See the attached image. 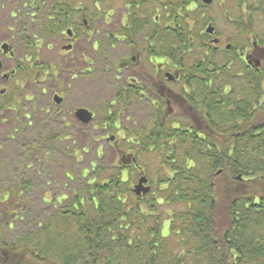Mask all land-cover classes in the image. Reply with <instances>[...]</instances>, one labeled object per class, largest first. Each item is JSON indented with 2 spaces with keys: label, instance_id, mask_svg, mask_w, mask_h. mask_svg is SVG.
Here are the masks:
<instances>
[{
  "label": "trees",
  "instance_id": "1",
  "mask_svg": "<svg viewBox=\"0 0 264 264\" xmlns=\"http://www.w3.org/2000/svg\"><path fill=\"white\" fill-rule=\"evenodd\" d=\"M163 37L165 56L175 61L179 51L184 65L182 47ZM187 68L184 95L198 125L182 118L176 128L158 112L125 148L132 166H101L67 200L44 199L35 221L23 209L32 185L21 176L0 196V264H264V84L243 72H211L201 59ZM30 69L20 71L24 82ZM20 106L0 98V117ZM142 177L151 190L137 196ZM15 215L26 226L9 239L7 230L19 229Z\"/></svg>",
  "mask_w": 264,
  "mask_h": 264
},
{
  "label": "flooded vegetation",
  "instance_id": "2",
  "mask_svg": "<svg viewBox=\"0 0 264 264\" xmlns=\"http://www.w3.org/2000/svg\"><path fill=\"white\" fill-rule=\"evenodd\" d=\"M14 4L20 10L13 9L11 13L22 10L26 15L22 22L30 20L31 26L26 23L18 28V40L27 44L31 52L25 58L26 65L19 60L6 73L3 59L13 60L15 51L10 40L0 39V81L23 82L19 77L25 67L31 68V79L27 83L39 84L40 79L45 81L50 75L57 76L52 65L38 67L39 49L47 45V50L51 51L52 44H56L63 63L67 64L65 72L69 83H58L50 96L45 89L41 91V95L49 96L50 105L40 110V123L48 120L51 124L57 123L58 116L68 136L84 137L83 151L89 149L85 143L89 136V141H93L92 132L106 136L94 141L100 145L98 150L106 143L118 144L117 148L137 145L139 140L128 139L121 123L124 116L132 112L151 115L143 123L132 122L136 131L158 112L176 128L182 118L198 125L201 119L192 117L195 111L184 95L191 90L186 86L190 70L187 67L196 59L203 63L208 61L211 72L218 73L221 68L243 72L261 78L264 84V0H16ZM64 8L72 10L65 12ZM12 18L15 19V15ZM101 21L105 31L99 30ZM163 32L182 47L184 65L179 51L175 61L165 56ZM4 46L9 47L7 53ZM84 65L89 69L82 68ZM92 66L114 73V96L100 110L68 100V96L73 95L72 90L82 97L70 82L91 77L96 73L92 72ZM9 93L6 89L0 90V98L9 95L19 99ZM66 105L67 109L62 111ZM7 111L18 112V109L11 107ZM99 113L104 119L101 124L96 123ZM82 115L89 117V121H83ZM77 142L75 139L73 145ZM129 157L134 162L133 156ZM125 160L128 159L122 157L123 163H127Z\"/></svg>",
  "mask_w": 264,
  "mask_h": 264
},
{
  "label": "rangeland",
  "instance_id": "3",
  "mask_svg": "<svg viewBox=\"0 0 264 264\" xmlns=\"http://www.w3.org/2000/svg\"><path fill=\"white\" fill-rule=\"evenodd\" d=\"M15 1L0 0V39L10 40L9 43L15 51L13 60L3 59L5 66L3 71L6 73L10 72L19 60H23V64L25 63L26 65L25 58L30 51L27 48V44L19 42L18 28L26 26V23L31 26V23L29 19L26 20V23L25 20L24 23L22 22L23 19H26V15L22 13V10L21 13H11L13 9L20 10L14 4ZM14 15L15 19L12 18ZM98 25L99 30L105 31L102 21ZM9 29H13L15 32L10 33ZM30 29L32 30L31 27ZM100 41L103 42V38ZM46 46L43 45L39 49L38 67L47 68L52 65L57 76L50 75L45 81L40 79L39 84L24 81H20L17 84L16 81H11L8 84L0 81V90L6 89L8 93L10 92L9 94L16 89L19 90L15 96L19 97V103L21 102L18 112L10 111L0 117V196L4 195L23 176L32 185L29 192L22 198L23 209L25 212H29L31 221H35L40 217L39 210L45 208V200L51 206H56L58 201L61 203L63 200H67L83 184L93 181V171H97L101 166L107 167L115 164L117 161H121L122 157L128 159V164L125 166L133 165L130 160L131 157H129L131 154L125 149L127 147L117 148L118 144L111 145L106 143L103 144L101 149H97L100 145L94 141L106 138L105 134H94L92 132L93 141H89V136L88 141L85 142L88 143L89 149L83 151L82 142L84 137L74 136L73 138L68 136L58 116L56 117L57 123L53 122L51 124L50 120L40 123V110L50 105L49 96L57 89L58 83H69V76L65 72L67 64L63 63V58L60 56L61 50L56 47V44H52L53 48L51 51H48ZM120 54H118V57ZM85 67L86 70L89 69L87 65L82 66V68ZM96 67L101 68L97 64ZM96 67L92 66V72L96 73L91 77L89 75L81 82H70L72 87H77L82 97L75 94L76 90H72L73 95L68 96L69 102L85 104L93 109L100 110L102 106L107 105L108 101L113 98L114 73H106L97 70ZM44 75L47 74L44 73ZM19 78L24 80L22 76ZM43 89L46 90L49 96L41 95ZM8 98H10L9 95ZM67 107V105L64 106L62 111L66 110ZM132 113L126 114L121 122L123 123L122 126L125 129L126 136L130 140H132V134L136 131L132 122L143 123L151 116L149 112ZM103 121L104 119L99 113L96 123L101 124ZM75 139L78 142L73 145ZM117 150H120V156H116ZM142 162L148 171L154 168L151 160H143ZM0 207L2 208L1 204ZM18 217L20 216L10 217L13 221L12 223H15L19 229L14 232L7 230L6 234L9 239L18 238L19 232L26 226V222H20ZM15 218L18 219L15 221ZM4 220H9V217L4 215ZM18 225H21V227ZM164 226L163 234L166 235L167 226L166 224Z\"/></svg>",
  "mask_w": 264,
  "mask_h": 264
},
{
  "label": "water",
  "instance_id": "4",
  "mask_svg": "<svg viewBox=\"0 0 264 264\" xmlns=\"http://www.w3.org/2000/svg\"><path fill=\"white\" fill-rule=\"evenodd\" d=\"M3 50L7 53V51L9 50V47L8 46H4L3 47ZM2 68V66L0 65V69ZM84 112V111H83ZM86 113V111L84 112ZM91 115V114H90ZM81 119H83V121H89V117L87 118H83V115L81 117ZM239 179V178H238ZM148 180L146 179V177H142L137 186L133 189L134 190V193L137 195V196H140V195H147L150 193V190H151V187H149L148 185Z\"/></svg>",
  "mask_w": 264,
  "mask_h": 264
}]
</instances>
